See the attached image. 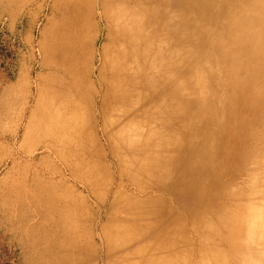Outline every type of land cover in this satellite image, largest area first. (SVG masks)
Masks as SVG:
<instances>
[{
    "label": "bare ground",
    "instance_id": "obj_1",
    "mask_svg": "<svg viewBox=\"0 0 264 264\" xmlns=\"http://www.w3.org/2000/svg\"><path fill=\"white\" fill-rule=\"evenodd\" d=\"M62 1L57 18L62 31L47 34L50 43L43 46L41 67L58 69L66 78L53 99L70 120L64 122L59 115L52 125L50 115H43L39 135L49 141L43 147L88 198L72 188L63 194L71 196L74 205L79 202L90 210L86 204L90 200L101 210L112 185L111 177L110 182L99 177L98 166L108 174L102 163L103 146L94 135L100 126L117 173L126 183L118 184L110 196L111 222L100 231L103 262H95L87 248L86 237L93 240L97 219L82 217L77 264L90 260L91 264H186L185 253L174 252L177 239L186 240L180 233L185 225L198 239L203 262L201 252L215 247L207 241L213 221L232 235L227 242L233 262L264 264V197L257 209L249 205L245 213L236 204L242 195L230 188L263 135L258 128L264 124V0H154L172 11L161 14L169 22L168 39L175 47L169 49L173 60L169 74L166 71L159 81L144 80L142 74L137 80L134 67L150 70L160 62L154 58L149 63V37L142 35L144 25L155 22L160 12L144 8L143 0H109L102 5L107 43L93 87V50L101 29L93 27L89 33L85 24L99 0ZM139 83L150 94L161 90L168 100L164 123L176 128L157 155L146 147L154 135L142 139L136 124ZM50 126L55 128L48 130ZM36 145L24 139L21 148ZM152 187L168 199L141 196ZM173 203L186 218L176 215ZM215 230L214 239L221 232ZM30 247L34 253L33 243ZM46 252L33 256L32 264L49 263Z\"/></svg>",
    "mask_w": 264,
    "mask_h": 264
},
{
    "label": "rangeland",
    "instance_id": "obj_2",
    "mask_svg": "<svg viewBox=\"0 0 264 264\" xmlns=\"http://www.w3.org/2000/svg\"><path fill=\"white\" fill-rule=\"evenodd\" d=\"M61 1L0 0V33L8 32L12 44L16 47V70L13 81L4 83L3 76L0 75V103L3 95L6 92L8 94L3 104H0V148L2 149L0 151V264H32L33 256L44 251H47L46 258L49 259L47 264H77L76 242L77 237L81 235L82 217L97 219L93 240L86 235L87 248L89 249L90 246V250L93 251L95 262L102 263L104 252L100 242V231L111 222L109 220L111 216H108L109 212H107L112 199L110 196L118 184L122 186L126 184L117 173L115 160L104 139L105 131L103 132L100 126L94 129V135L96 134L97 144L104 148L100 147L104 157L102 163L107 168L108 174L102 173L98 166L99 177L103 180L108 178L107 181L111 177L112 185L110 199L103 208H100L101 210L90 200L86 201L90 210L79 202L74 205L71 196L63 194V190L72 188L75 194L87 197V192L62 169L48 149L43 147L49 142L39 135L43 115H50L52 119L49 122L52 125L57 124L59 115L64 122L70 120V114L59 107L53 99V96L63 88L66 78L58 69L41 67L45 56L43 46L50 43V36L48 37L47 34L54 29L62 31L57 19L62 8ZM110 3L109 0H99L96 10L94 8L90 13L88 24H85V29L88 28L86 31L89 33L93 27L94 31L101 29L100 38L96 41L93 50L95 59L92 65L93 74L90 77L92 87L94 84L97 85L96 73L100 64V54L107 43L104 38L102 5ZM142 3L144 8H154L160 12L155 22L144 25L142 29L143 37H149L148 43L151 47L149 63L154 58H158L160 62L153 64L150 70L135 65L134 72L137 80L142 74L144 80L149 77L159 81L166 71L169 74L173 61L170 50L175 48L170 45L168 39L169 22L167 23L161 12L167 10L171 14L172 11L162 2L143 0ZM162 23L165 24L164 31L160 27ZM58 48L57 52L62 54L63 49L61 46ZM136 87L138 95L135 109L136 124L142 139L154 135L150 141L147 140L146 147L152 154L157 155L162 152L165 138L172 136L176 129L174 125L167 126L164 123L163 113L167 111L163 107L167 105L168 100L162 95L161 90L157 89V93L150 94V91L141 87L140 83ZM258 129L263 135L255 143L253 158L244 165L243 170L236 175V179L232 180L233 185L230 186L232 190L242 195L238 197L236 204H240L245 213L249 205L257 209L258 201L264 197V124ZM111 131L112 129L109 128L108 132ZM24 139L30 140V143L36 142L37 145L23 150L21 145ZM223 180L229 178L224 176ZM131 191L129 187V192ZM146 195L157 200L168 199L167 196L163 198L162 194L153 187L141 196ZM171 206L176 211V215H182L180 218L187 217L183 211L177 212L174 203ZM216 225L219 228H216ZM220 226V222L218 225L213 221L207 241H213L215 247L201 252L203 262L199 261L201 256L199 257L198 252V239L188 225L180 230L186 240L182 237L177 239L175 255L177 252H184L186 264H207L209 259L214 262L208 264L216 262L243 264L233 262L230 256L232 245L227 242V239L231 240L232 235L230 237L227 230ZM215 229L218 231L220 229L221 232L219 237L214 239L217 233ZM31 243L36 249L34 253L31 251Z\"/></svg>",
    "mask_w": 264,
    "mask_h": 264
},
{
    "label": "trees",
    "instance_id": "obj_3",
    "mask_svg": "<svg viewBox=\"0 0 264 264\" xmlns=\"http://www.w3.org/2000/svg\"><path fill=\"white\" fill-rule=\"evenodd\" d=\"M16 70V47L12 44L8 32L0 33V75L2 82L13 81Z\"/></svg>",
    "mask_w": 264,
    "mask_h": 264
}]
</instances>
